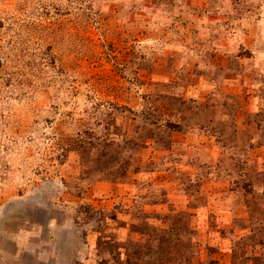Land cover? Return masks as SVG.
Here are the masks:
<instances>
[{
  "label": "rangeland",
  "instance_id": "1",
  "mask_svg": "<svg viewBox=\"0 0 264 264\" xmlns=\"http://www.w3.org/2000/svg\"><path fill=\"white\" fill-rule=\"evenodd\" d=\"M0 264H264V0H0Z\"/></svg>",
  "mask_w": 264,
  "mask_h": 264
}]
</instances>
